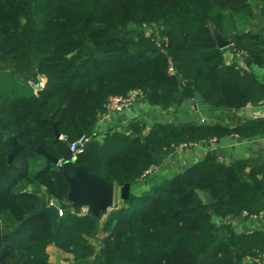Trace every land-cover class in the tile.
<instances>
[{
	"label": "trees",
	"instance_id": "trees-1",
	"mask_svg": "<svg viewBox=\"0 0 264 264\" xmlns=\"http://www.w3.org/2000/svg\"><path fill=\"white\" fill-rule=\"evenodd\" d=\"M252 3L0 0V264H52L51 246L72 255L69 264L264 262V232L240 231L231 220L264 213V164L224 163L208 153L160 182L152 184L149 173L183 144L263 136V119L235 128L157 123L147 134L133 124L129 134L95 137L109 98L135 90L165 110L197 94L218 109L263 102L264 84L227 65L213 35L218 29L264 68V39L240 28L254 14ZM83 135L91 140L73 161L71 145ZM9 136L42 146L58 162L28 148L10 161ZM78 165L120 187L130 184L129 202L99 216L81 213L83 206L66 199L65 173ZM203 193L216 202L204 204ZM42 204L63 211L55 226L49 215L34 214ZM93 241H103V254Z\"/></svg>",
	"mask_w": 264,
	"mask_h": 264
},
{
	"label": "crops",
	"instance_id": "crops-1",
	"mask_svg": "<svg viewBox=\"0 0 264 264\" xmlns=\"http://www.w3.org/2000/svg\"><path fill=\"white\" fill-rule=\"evenodd\" d=\"M252 1L254 14L249 19L250 22L240 26V28L244 29L245 32L257 34L264 39V21L261 16L264 0ZM232 45L222 49L225 63L227 65L235 64L242 71L252 72L264 84V68L248 62L244 53L235 51L231 48ZM262 49L264 53V44ZM257 119L264 120V101L248 104L238 110L218 109L206 103L201 95L197 94L195 98L184 101L175 109L165 110L140 100L131 108L121 112L104 110L99 117L95 137L96 139L104 140L108 135L116 132L129 134L133 124L143 125L144 134H147L152 126L157 123L220 124L227 128H235ZM263 139L264 135L251 139L243 138L239 135H231L219 140L199 143L194 147L185 148L179 153L175 150L166 158L162 165L158 166L159 171L150 175V182L154 184L162 179L172 177L193 163L203 160L208 153L218 155L219 159L224 163L249 161L264 164V149H260L256 144L257 141ZM83 208L85 209V207ZM236 228L246 232L254 230L264 232V220L253 221L245 218L240 226L236 225ZM247 263H249L248 260Z\"/></svg>",
	"mask_w": 264,
	"mask_h": 264
},
{
	"label": "water",
	"instance_id": "water-1",
	"mask_svg": "<svg viewBox=\"0 0 264 264\" xmlns=\"http://www.w3.org/2000/svg\"><path fill=\"white\" fill-rule=\"evenodd\" d=\"M213 35L217 47L221 50L229 47L232 44L231 42H228L223 38L218 29H215L213 31ZM182 81L186 86L192 85L191 81H187L183 78ZM55 134L57 137H60L59 131L57 129ZM8 140L11 143V150L9 153L10 161L15 158L22 149L28 148L37 152L38 154L45 156L49 163L58 162V160L54 156L49 154L42 146L33 148L30 145L20 144L17 142L15 136H9ZM256 144L260 147V149H264V139L257 141ZM65 176L71 186L70 192L66 196L68 203L86 207L88 210V214L95 216H99L100 213H106L108 209L113 207L115 203V182L108 181L104 177L91 172L86 165L76 166L73 175L70 176L65 173ZM130 191L131 185L128 183L123 185L120 189V199L125 204L129 202ZM202 198L204 200V204L206 205H210L216 202V200L207 193H203ZM41 213L49 215L52 225H56L57 219L59 218V208L57 206L51 205L49 207H46L44 204H42L41 208L34 214ZM231 220L237 226H240L244 222L245 217L243 215L237 217L232 216ZM104 249V244L101 243V254H103ZM240 259L241 255H237V260Z\"/></svg>",
	"mask_w": 264,
	"mask_h": 264
},
{
	"label": "built area",
	"instance_id": "built-area-1",
	"mask_svg": "<svg viewBox=\"0 0 264 264\" xmlns=\"http://www.w3.org/2000/svg\"><path fill=\"white\" fill-rule=\"evenodd\" d=\"M45 86V80L42 78L40 82L37 84L36 89L40 90L44 88ZM144 100V95L140 91H133L129 96L122 97V96H113L110 97L109 100L104 104L103 108L104 110H108L110 112H121L126 109L131 108L136 102ZM91 140V137L87 135H83L77 140L74 144L71 145V149L73 151V157L72 160L76 161L79 154L83 153L85 150V147L88 145L89 141ZM197 144H183L178 147H175L174 150L177 149H185L194 147ZM153 170L149 171L151 174ZM63 216V211L59 208V217ZM245 217V215H243ZM253 221L257 220H264V213H261L260 215H254L250 218ZM258 264H264V262H259Z\"/></svg>",
	"mask_w": 264,
	"mask_h": 264
},
{
	"label": "rangeland",
	"instance_id": "rangeland-1",
	"mask_svg": "<svg viewBox=\"0 0 264 264\" xmlns=\"http://www.w3.org/2000/svg\"><path fill=\"white\" fill-rule=\"evenodd\" d=\"M148 29L150 30L149 32H155L154 31V27H148ZM216 28H213V31L215 30ZM147 34H149V33H147ZM39 91V90H38ZM176 151H178L177 153H179V152H181V151H183V149H177ZM174 152H175V150H174ZM166 160V159H165ZM165 160L163 161V162H165ZM163 162L160 164V165H162L163 164ZM158 166H156V167H154L153 168V171H152V173L154 174V173H157L159 170H158ZM120 189H121V187L120 186H118V185H116V188H115V203H114V205H113V207L112 208H110V209H108V211L106 212V213H108V212H110L113 208H114V206L116 205V204H121V203H123L122 202V200L120 199ZM56 206V205H55ZM58 207V206H57ZM59 208V207H58ZM86 211H88L87 210V208L85 207V209L84 210H82L81 211V213H86ZM102 236H104V235H102ZM94 243H96L95 241H93ZM101 243H103V241H101V242H99V243H96V246H97V249H98V251L100 252V250H101ZM104 244V243H103ZM105 247V246H104ZM48 252H49V256H50V262L52 263V264H69V262L72 260V258H73V256L72 255H69V254H65L64 252H61V251H59L58 249H56L55 247H53V246H51V247H49L48 248ZM249 261V260H248ZM250 264H257V263H255V262H252V263H250Z\"/></svg>",
	"mask_w": 264,
	"mask_h": 264
}]
</instances>
